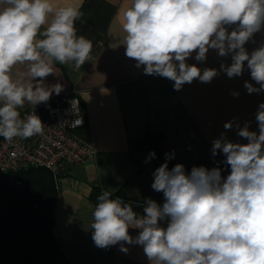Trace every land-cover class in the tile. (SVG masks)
Listing matches in <instances>:
<instances>
[{
  "label": "clouds",
  "instance_id": "obj_1",
  "mask_svg": "<svg viewBox=\"0 0 264 264\" xmlns=\"http://www.w3.org/2000/svg\"><path fill=\"white\" fill-rule=\"evenodd\" d=\"M81 16L79 5L59 0H0V137L5 141L44 134L35 112L21 118L19 110L60 94L62 84H45L56 63L80 70L91 60L93 43L75 27ZM122 27L126 57L145 75L172 81L175 91L195 80L210 83L220 71L239 77L246 65L259 87L245 81L244 88L249 94L264 92V43L251 53L245 48L264 31V0H130ZM209 50L230 55L231 63L222 62L218 71L187 62L193 54L205 62ZM17 65H27L26 73L14 76ZM255 120L258 133L249 123L238 128L247 143L224 134L213 141L212 156L222 153L230 167L226 177L218 166H193L188 173L177 163L169 169L173 154L166 153L151 184L163 193L162 206L147 198L141 215L102 191L90 225L95 246L119 244L127 253L125 244L140 245L149 264H264V102ZM232 127L231 121L224 124L226 130ZM155 156L150 152L145 163ZM129 229L139 234L133 238Z\"/></svg>",
  "mask_w": 264,
  "mask_h": 264
},
{
  "label": "crops",
  "instance_id": "obj_2",
  "mask_svg": "<svg viewBox=\"0 0 264 264\" xmlns=\"http://www.w3.org/2000/svg\"><path fill=\"white\" fill-rule=\"evenodd\" d=\"M80 6L82 16L75 22L77 35L93 43L91 60L80 70L73 66L54 65V74L45 84L60 83L66 93L78 91L84 123L73 136L92 145L94 152L82 161L67 163L58 179V196L54 207L53 234L65 264H149L140 245H120L101 249L92 240L90 225L95 203L90 194L95 187L115 192L118 189L130 197L157 203L164 200L162 192L152 189L153 172L165 162V154H173L168 161L171 169L183 164L190 173L193 166L208 169L220 167L226 177L230 167L223 163L222 153L212 156L213 141L224 134L228 140L247 143L238 136V128L249 123V130L258 133L255 113L264 92L249 94L245 81L251 80L245 65L239 77L229 78L220 71L210 83L198 80L185 84L180 91L173 82L159 76L145 75L133 59L126 57L124 47L123 13L130 0H59ZM264 43V31L254 35L245 48L251 53ZM187 62L200 68L220 69L231 63V56L220 57L209 50L207 60ZM27 65H17L13 75L26 73ZM238 92L233 96L232 92ZM59 94V95H60ZM56 96L55 93L52 97ZM231 121L230 130L224 128ZM161 133L159 149L163 158L145 163L151 152L147 148L132 149L131 141L144 131ZM167 225V224H166ZM166 225H161L166 227ZM135 238L138 229H129Z\"/></svg>",
  "mask_w": 264,
  "mask_h": 264
},
{
  "label": "trees",
  "instance_id": "obj_3",
  "mask_svg": "<svg viewBox=\"0 0 264 264\" xmlns=\"http://www.w3.org/2000/svg\"><path fill=\"white\" fill-rule=\"evenodd\" d=\"M161 133H141L131 141L132 149L147 148L163 155L159 149ZM57 178L42 166H28L0 177V264H65L54 239V207L59 189ZM95 187L90 199L97 204L102 194ZM112 193L130 203L143 214L144 201L127 196L122 189Z\"/></svg>",
  "mask_w": 264,
  "mask_h": 264
},
{
  "label": "built area",
  "instance_id": "obj_4",
  "mask_svg": "<svg viewBox=\"0 0 264 264\" xmlns=\"http://www.w3.org/2000/svg\"><path fill=\"white\" fill-rule=\"evenodd\" d=\"M78 91L72 89L56 95L47 103L25 104L21 118L35 112L44 126V134L30 139L15 138L11 143L0 137V177L28 166L49 169L58 179L67 163H75L91 156L92 145L73 136L83 125L84 118Z\"/></svg>",
  "mask_w": 264,
  "mask_h": 264
},
{
  "label": "water",
  "instance_id": "obj_5",
  "mask_svg": "<svg viewBox=\"0 0 264 264\" xmlns=\"http://www.w3.org/2000/svg\"><path fill=\"white\" fill-rule=\"evenodd\" d=\"M163 203H164V200L158 202V204H160L161 206L163 205ZM160 224L161 225H166L167 224V221L166 220L165 221H160Z\"/></svg>",
  "mask_w": 264,
  "mask_h": 264
}]
</instances>
